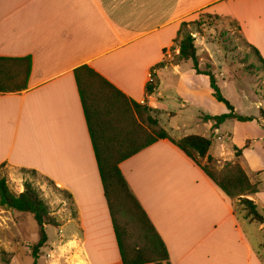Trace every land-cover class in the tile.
<instances>
[{
    "label": "crops",
    "instance_id": "obj_1",
    "mask_svg": "<svg viewBox=\"0 0 264 264\" xmlns=\"http://www.w3.org/2000/svg\"><path fill=\"white\" fill-rule=\"evenodd\" d=\"M202 12L234 22L264 61V0H0V58L30 61L25 88L0 92V169L40 176L66 194L70 206L51 212L58 242L46 254H55L49 264H56L59 251L73 264H120L74 69L86 65L150 107L154 92L148 95L146 84L152 74L156 83L161 68L181 75L183 60L166 61L179 52L182 23L188 27ZM10 70L16 86L22 76L17 65ZM215 130L218 141L229 137ZM217 150H208L214 162L238 163L222 144ZM238 164L257 187L244 196L264 209L262 180L252 181ZM119 169L171 264H259L243 223L257 232H264V223L236 215L232 199L169 139L156 140ZM22 185L16 179L15 193ZM8 211L0 208L1 230Z\"/></svg>",
    "mask_w": 264,
    "mask_h": 264
},
{
    "label": "rangeland",
    "instance_id": "obj_2",
    "mask_svg": "<svg viewBox=\"0 0 264 264\" xmlns=\"http://www.w3.org/2000/svg\"><path fill=\"white\" fill-rule=\"evenodd\" d=\"M189 32L195 39L196 54L199 68L209 70L216 77L221 95L233 106L237 114L253 117L252 121H237L226 119L219 126L212 121L203 120V116H215L227 113V107L211 95L206 78L192 73L191 60H183L180 76L171 69L161 68L156 79V90L150 100V107L145 103L139 109V122L149 133L155 134L164 129L172 139H180L186 135H200L211 139L209 151L217 154V148L222 144L232 158H237L247 170L249 177L261 179L258 185H264V67L262 62L247 46L238 33L234 22L199 13L183 27L181 36ZM180 36V38H181ZM177 56L171 51V57L166 62H177ZM155 82V81H153ZM148 108V109H146ZM155 120V124L148 119ZM218 134H228L221 141L216 139ZM235 150H240V156H235ZM200 163L219 175L228 161L207 163L198 158ZM257 169V170H255ZM259 176V177H257ZM3 177L9 189L16 192L14 184L19 181H29L38 190L39 195L47 203L51 212L60 208L63 213L70 206L66 194L55 186L33 173L11 168H1L0 178ZM21 178V179H20ZM23 187V185H22ZM23 190V189H22ZM9 212V211H8ZM242 216V212L239 217ZM0 229V264H49L52 258L46 255L58 242V227L45 226L47 242L39 249L35 260L31 255L32 246L38 239V229L34 218L29 213L10 211ZM121 224H127L130 244H139L133 235V224L123 214L118 215ZM248 237L256 251L259 264H264V232H257L255 225L243 223ZM67 228L63 229L67 233ZM67 252L56 254V264H73ZM68 257V258H67ZM106 264L111 263V259ZM103 262V263H104Z\"/></svg>",
    "mask_w": 264,
    "mask_h": 264
},
{
    "label": "trees",
    "instance_id": "obj_3",
    "mask_svg": "<svg viewBox=\"0 0 264 264\" xmlns=\"http://www.w3.org/2000/svg\"><path fill=\"white\" fill-rule=\"evenodd\" d=\"M183 26L184 23L180 26L178 38L181 36ZM178 47L177 60H191L195 73L208 77L209 87L212 90L211 95L227 107V113L215 116L205 115L203 120L212 121L214 126H219L226 119L242 122L253 120V117L237 114L230 102L221 95L215 75L209 70L199 68L195 39L189 32H185L181 36ZM252 50L264 67V61L258 51L254 48ZM21 62H23V69L20 67ZM11 65H17L18 74L22 76L21 83L16 86H13L15 85V74L10 73ZM163 65L164 63L161 62L158 67ZM29 70V59L0 58V92L14 91V87L18 90L25 88ZM73 74L108 206L120 264H171L163 241L119 169V164L122 161L158 139H169L199 165L205 174L232 199L236 215L239 216L242 212V217L250 222L264 223V209H259L252 200L244 196L257 192V187L249 181L245 171L238 163L226 162L221 174L216 175L198 160V158H205L207 163L214 162L208 154L211 139L191 134L173 140L162 128L155 134L149 133L139 122V109L144 108L143 106L127 98L86 65L74 69ZM151 76V81H148L145 86L148 95L153 93L156 88V83L153 82L154 74ZM148 119L150 122L156 123L154 119L149 117ZM234 153L238 157L241 151L235 150ZM0 208L29 213L36 221L38 239L31 250L35 263L39 249L47 242L45 226H58L56 219L50 215L47 203L31 182L24 181L23 190L20 193H14L9 189L6 180L1 177ZM120 214L127 217L128 221L133 224L134 232L131 237L133 235L138 239L139 244L136 242L130 244L127 224H121L118 220Z\"/></svg>",
    "mask_w": 264,
    "mask_h": 264
},
{
    "label": "built area",
    "instance_id": "obj_4",
    "mask_svg": "<svg viewBox=\"0 0 264 264\" xmlns=\"http://www.w3.org/2000/svg\"><path fill=\"white\" fill-rule=\"evenodd\" d=\"M149 81H151V77H150V80Z\"/></svg>",
    "mask_w": 264,
    "mask_h": 264
}]
</instances>
